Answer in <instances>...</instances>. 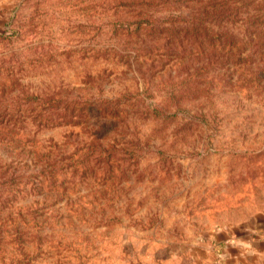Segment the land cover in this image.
I'll return each mask as SVG.
<instances>
[{
	"label": "rangeland",
	"instance_id": "rangeland-1",
	"mask_svg": "<svg viewBox=\"0 0 264 264\" xmlns=\"http://www.w3.org/2000/svg\"><path fill=\"white\" fill-rule=\"evenodd\" d=\"M222 1L205 18L196 0H0V108L64 116L16 128L85 159L94 119L70 114L125 110L106 124L111 166L67 168L64 192L19 193L0 173V264H197L264 221V0ZM162 102L169 118L135 110Z\"/></svg>",
	"mask_w": 264,
	"mask_h": 264
},
{
	"label": "trees",
	"instance_id": "trees-1",
	"mask_svg": "<svg viewBox=\"0 0 264 264\" xmlns=\"http://www.w3.org/2000/svg\"><path fill=\"white\" fill-rule=\"evenodd\" d=\"M200 4V11H203L205 18L209 13H216V18L220 17L223 13L219 10L225 2L222 0H196ZM198 10V11H199ZM198 24L204 22L203 18L197 17ZM255 27L253 25V31L256 34L258 40L264 41V13L263 15H258L254 18ZM257 24V26H256ZM221 31H217L216 35L219 37ZM148 84L144 87V92H150L153 90V82H147ZM173 87L168 91L165 97L167 102H170V107L175 106L177 94L180 93L179 90H174L177 85H172ZM137 92L136 94H139ZM44 100H51L44 98ZM121 98H117L114 105L109 103H104L101 105L93 104L89 100H85V104L82 107L81 112L78 114H70L74 119H79L81 117H86L89 120L94 119L92 123L91 140H89V148L86 153L87 157L85 159L75 158L76 154L71 153L69 156H65L62 152L58 150H45V146L41 143V140L36 138L34 135H29L26 131L16 128L17 125H23L20 123L26 118H30L31 122L35 125H44L46 121L56 122L64 116L61 115V110H52L48 106L44 105H31V106H17L12 108H0V117L7 116L5 122L0 120V150L6 153H16L18 156L21 153L20 148L25 149L26 147H32L35 149L34 158L31 159H15L10 156V159H3L0 161L1 176H4L3 182L8 179H12L15 183L16 191L19 193L27 191L30 196L41 195L44 197V192L48 190L52 192H64L66 190V180H63L62 174L67 168H72L71 172L84 169V173L88 171L89 168L97 171L99 169H107L111 166V157H115L117 151L116 140L108 142L109 131L105 130L108 126L115 128L113 126L114 121L125 111L123 110L121 104H119ZM144 101V99L137 98L136 101ZM148 103V106H143L142 108L135 109L139 114L143 113L145 116H152L154 118L166 119L171 116L169 111L172 109L167 107L162 102L159 105ZM87 105V106H86ZM140 106L139 104H136ZM135 105V106H136ZM89 106V111L87 116L83 115L84 107ZM133 107V106H131ZM177 107V106H175ZM53 116H56V120H53ZM101 120V121H99ZM104 120V121H103ZM107 124V127H106ZM22 136H26L25 140L22 141ZM27 138V139H26ZM35 147V148H34ZM79 149V148H78ZM68 160V161H67ZM83 160V161H81ZM11 175V178L9 176ZM107 182L104 180L100 182V185L105 187ZM61 187L60 189L58 187Z\"/></svg>",
	"mask_w": 264,
	"mask_h": 264
},
{
	"label": "crops",
	"instance_id": "crops-1",
	"mask_svg": "<svg viewBox=\"0 0 264 264\" xmlns=\"http://www.w3.org/2000/svg\"><path fill=\"white\" fill-rule=\"evenodd\" d=\"M197 264H264V221L252 232L218 235L214 246Z\"/></svg>",
	"mask_w": 264,
	"mask_h": 264
}]
</instances>
